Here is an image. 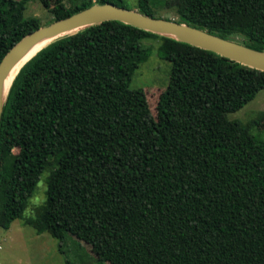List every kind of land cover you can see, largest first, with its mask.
<instances>
[{
	"label": "trees",
	"instance_id": "obj_1",
	"mask_svg": "<svg viewBox=\"0 0 264 264\" xmlns=\"http://www.w3.org/2000/svg\"><path fill=\"white\" fill-rule=\"evenodd\" d=\"M0 0V62L22 38L94 4ZM164 0H138L158 18ZM177 22L264 49V0H177ZM165 42L168 86L153 116L127 82L143 42ZM264 91V72L108 21L58 38L15 76L0 120V230L23 220L98 264H264V140L230 120ZM16 149L17 152H13ZM45 176V200L23 214ZM67 264H70L69 262Z\"/></svg>",
	"mask_w": 264,
	"mask_h": 264
},
{
	"label": "rangeland",
	"instance_id": "obj_2",
	"mask_svg": "<svg viewBox=\"0 0 264 264\" xmlns=\"http://www.w3.org/2000/svg\"><path fill=\"white\" fill-rule=\"evenodd\" d=\"M18 1V0H17ZM74 0H65L66 7H71ZM81 0H77V3ZM95 3L97 0H91ZM163 6L156 9L158 18L178 21L175 11L177 0H164ZM129 10L136 9L138 0H112ZM53 0H51V6ZM26 18H37L44 25L52 19L50 12L44 9L38 0H29L24 12ZM45 27V26H43ZM168 39V38H166ZM171 40V39H170ZM174 41V40H172ZM165 42L147 40L143 42L144 53L137 64L132 78L127 82L130 90L142 89L147 97L150 111L156 115V106L160 93L168 86L171 65L162 55ZM230 120L242 123L256 121L253 134L264 140V91H260L254 100L241 110L229 114ZM13 152H17L13 149ZM45 176L37 185L36 192L24 212V217L33 216L35 210L45 200ZM98 264L90 248L82 242L70 239L64 246L47 234L38 235L23 220L13 222L9 230H0V264Z\"/></svg>",
	"mask_w": 264,
	"mask_h": 264
},
{
	"label": "water",
	"instance_id": "obj_3",
	"mask_svg": "<svg viewBox=\"0 0 264 264\" xmlns=\"http://www.w3.org/2000/svg\"><path fill=\"white\" fill-rule=\"evenodd\" d=\"M108 21H117L176 42L185 43L212 52L242 66L264 72V49L256 51L187 24L145 16L137 10H129L110 3L94 4L68 18L53 22L30 33L16 43L4 56L0 62V120L10 89L5 93L7 79L35 44L41 41L51 43L58 38Z\"/></svg>",
	"mask_w": 264,
	"mask_h": 264
},
{
	"label": "bare ground",
	"instance_id": "obj_4",
	"mask_svg": "<svg viewBox=\"0 0 264 264\" xmlns=\"http://www.w3.org/2000/svg\"><path fill=\"white\" fill-rule=\"evenodd\" d=\"M49 44V41H41L37 44H35L32 49L29 51V53L26 55V57L15 67V69L11 72L9 78L7 79L6 82V87H5V93L8 91V89L10 88L16 73L19 71V69L21 68V66L28 60L30 59L33 55H35L38 51H40L41 49H43L45 46H47Z\"/></svg>",
	"mask_w": 264,
	"mask_h": 264
}]
</instances>
